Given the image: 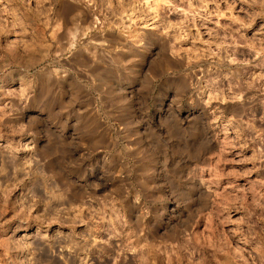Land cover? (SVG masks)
<instances>
[{"label":"rangeland","instance_id":"obj_1","mask_svg":"<svg viewBox=\"0 0 264 264\" xmlns=\"http://www.w3.org/2000/svg\"><path fill=\"white\" fill-rule=\"evenodd\" d=\"M0 264H264V0H0Z\"/></svg>","mask_w":264,"mask_h":264},{"label":"bare ground","instance_id":"obj_2","mask_svg":"<svg viewBox=\"0 0 264 264\" xmlns=\"http://www.w3.org/2000/svg\"><path fill=\"white\" fill-rule=\"evenodd\" d=\"M68 8V7H67ZM69 10V9H68ZM62 12H64V11H62ZM64 13H66V12H64ZM70 14V13H69ZM65 15V14H64ZM85 24H87V23H85Z\"/></svg>","mask_w":264,"mask_h":264}]
</instances>
